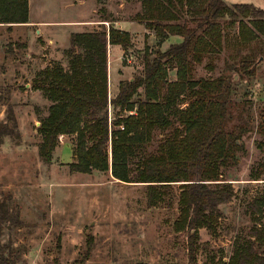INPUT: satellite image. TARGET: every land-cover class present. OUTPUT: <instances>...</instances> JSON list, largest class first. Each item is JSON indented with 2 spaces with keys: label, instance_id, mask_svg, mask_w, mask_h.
I'll list each match as a JSON object with an SVG mask.
<instances>
[{
  "label": "rangeland",
  "instance_id": "rangeland-1",
  "mask_svg": "<svg viewBox=\"0 0 264 264\" xmlns=\"http://www.w3.org/2000/svg\"><path fill=\"white\" fill-rule=\"evenodd\" d=\"M224 2L252 4L264 11V0ZM139 12L140 0H31V16L39 26L44 21L78 19L77 24L85 27L81 30L103 34L108 26H123L126 21L132 31L131 48L119 54L117 48L108 49L111 93L120 81L141 72L146 49L164 50L181 39L169 36L158 43L155 34L136 21ZM37 28H32L30 49L22 37L0 32V261L48 264L57 259L70 264L84 253L89 240L88 264H187L186 234L173 230L181 182L152 193L147 185L119 181L109 171H72L75 135L58 137L50 163L40 159L37 128L50 101L33 86V80L46 61L68 69L72 51L81 50L69 48L57 59L50 49L47 57ZM224 35L220 51L192 63L191 77L231 79L234 90L227 128L238 134L242 148L219 168L218 182L226 187H219L204 204L215 229H199L196 264H227L236 246L253 245L256 224L264 221V175L253 179L264 156L258 146L262 137L256 131L264 117V55L258 51L261 59L254 75L237 71L242 57L251 48L263 46L264 39L259 36L248 46H238L236 29L225 30ZM168 78L175 79V70L169 69ZM163 133L153 131L130 159L131 167L157 150ZM221 189L226 191L220 193Z\"/></svg>",
  "mask_w": 264,
  "mask_h": 264
},
{
  "label": "trees",
  "instance_id": "trees-1",
  "mask_svg": "<svg viewBox=\"0 0 264 264\" xmlns=\"http://www.w3.org/2000/svg\"><path fill=\"white\" fill-rule=\"evenodd\" d=\"M140 4L135 19L155 34L158 43L169 36L181 39L164 50L146 49L141 72L120 81L111 93L107 43L129 49L130 33L112 25L103 34L72 33V48L81 52L72 51L68 69L50 64L33 80V86L50 101L37 128L41 136L38 155L50 163L58 137L75 135L74 161L69 163L72 171H109L119 181L147 185L152 193L181 182L173 230L186 234L187 264H196L199 229H215L204 204L219 187H226L218 182L219 168L235 159L242 146L238 134L227 128L234 90L231 79L222 75L192 79V63L220 51L225 30L236 29L238 46H248L259 36L264 39V11L252 4L227 5L224 0H140ZM27 19L28 0H0V23H25ZM258 51L264 55V44L251 48L237 71L254 75ZM169 69L175 70L174 80L168 78ZM182 103H186L184 108ZM156 129L164 132L157 150L131 167L130 159ZM256 131L264 152V117ZM262 175L264 156L253 179ZM256 225L253 245L236 246L227 264H264V221ZM90 244L88 240L84 253L70 264H88ZM48 264L60 263L53 259Z\"/></svg>",
  "mask_w": 264,
  "mask_h": 264
},
{
  "label": "crops",
  "instance_id": "crops-1",
  "mask_svg": "<svg viewBox=\"0 0 264 264\" xmlns=\"http://www.w3.org/2000/svg\"><path fill=\"white\" fill-rule=\"evenodd\" d=\"M106 21V20H105ZM78 19L68 20V21H44L42 22V25L39 26L38 22L33 21L31 16V0H28V19L25 23H0V32H9L14 34V37L18 38L22 37L24 41H26L28 45V49L32 48V28L33 26H38L35 33L38 37H41V39L44 41V43H40L41 51H46L44 55L47 57L50 56V49H51V55L52 57H55L57 59H61L62 53L64 54V50H67L69 48H72L71 43V34L75 32H82V28H85L84 26H80L77 23H80ZM123 26H116V28H119L121 30L128 31L130 34L132 33L130 26L124 22ZM147 34H152L149 31L145 30ZM39 33V34H38ZM19 34V35H18ZM11 35V34H10ZM179 37V36H178ZM179 41V40H178ZM177 41V42H178ZM117 48V54L122 53V49L118 45H111L107 43V60H108V49ZM46 61L44 64L45 66L50 65ZM44 66V67H45Z\"/></svg>",
  "mask_w": 264,
  "mask_h": 264
},
{
  "label": "built area",
  "instance_id": "built-area-1",
  "mask_svg": "<svg viewBox=\"0 0 264 264\" xmlns=\"http://www.w3.org/2000/svg\"><path fill=\"white\" fill-rule=\"evenodd\" d=\"M104 24H106V22H104Z\"/></svg>",
  "mask_w": 264,
  "mask_h": 264
},
{
  "label": "water",
  "instance_id": "water-1",
  "mask_svg": "<svg viewBox=\"0 0 264 264\" xmlns=\"http://www.w3.org/2000/svg\"><path fill=\"white\" fill-rule=\"evenodd\" d=\"M259 59H261V57Z\"/></svg>",
  "mask_w": 264,
  "mask_h": 264
}]
</instances>
